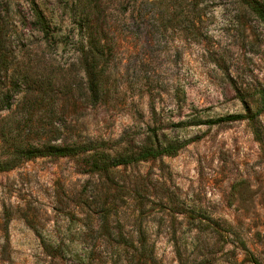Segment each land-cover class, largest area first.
<instances>
[{"label": "rangeland", "instance_id": "1", "mask_svg": "<svg viewBox=\"0 0 264 264\" xmlns=\"http://www.w3.org/2000/svg\"><path fill=\"white\" fill-rule=\"evenodd\" d=\"M1 46L0 89L21 90L0 163L15 127L110 155L186 144L108 176L86 155L0 172V264H264V112L215 122L254 113L264 88V26L239 0H0Z\"/></svg>", "mask_w": 264, "mask_h": 264}, {"label": "trees", "instance_id": "2", "mask_svg": "<svg viewBox=\"0 0 264 264\" xmlns=\"http://www.w3.org/2000/svg\"><path fill=\"white\" fill-rule=\"evenodd\" d=\"M253 15L254 17L264 26V3L259 0H239ZM34 16L37 19L38 31L46 36L49 33V27L43 14L38 11L37 8H33ZM83 29V28H81ZM2 32V30H1ZM83 42H80L82 44ZM90 44L88 48L89 51H85L84 46L81 50L85 54H97L101 55V48L94 45V43L87 42ZM2 46L0 47V85L1 83V68L4 64V53L2 51ZM88 70L90 79L89 89L92 93L98 92V74L96 73V67L94 63H90ZM4 88L0 89V111L10 109L13 106L14 98L21 90V86L18 83L12 84L11 87L7 88L4 92ZM28 103V102H27ZM36 103H28L24 109L28 114L32 113V108ZM264 112V88L258 91V108L254 113L247 111L244 115H232L220 118L216 120L217 123L225 122H236L246 120L250 124H254L255 118ZM22 123H28V120L24 118ZM214 122H212L213 124ZM19 128L15 127L14 132L16 134L11 137V152L8 160L0 163V172L8 171L15 168L19 163L23 161H28L33 158L38 157H74L86 155V166L89 173H99L101 175L108 176L113 169L120 166H128L137 164L139 162H144L149 159H156L162 156H175L177 152L185 146L186 143L179 145L170 144L161 149L145 148L137 153H122L116 155H110L104 151H98L92 145H51V144H32L19 142L18 133ZM255 136L258 140L260 137L258 133L255 132ZM94 150L92 154H87L89 151ZM254 264H258L257 261H253Z\"/></svg>", "mask_w": 264, "mask_h": 264}]
</instances>
